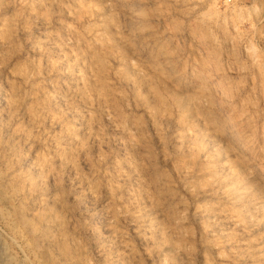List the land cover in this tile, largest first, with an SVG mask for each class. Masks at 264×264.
Segmentation results:
<instances>
[{
  "label": "rangeland",
  "instance_id": "374dc122",
  "mask_svg": "<svg viewBox=\"0 0 264 264\" xmlns=\"http://www.w3.org/2000/svg\"><path fill=\"white\" fill-rule=\"evenodd\" d=\"M262 171L264 0H0V264H264Z\"/></svg>",
  "mask_w": 264,
  "mask_h": 264
},
{
  "label": "built area",
  "instance_id": "2783aa9c",
  "mask_svg": "<svg viewBox=\"0 0 264 264\" xmlns=\"http://www.w3.org/2000/svg\"><path fill=\"white\" fill-rule=\"evenodd\" d=\"M237 1L238 0H222V3H223V5L228 6V5H231Z\"/></svg>",
  "mask_w": 264,
  "mask_h": 264
},
{
  "label": "bare ground",
  "instance_id": "6f19581e",
  "mask_svg": "<svg viewBox=\"0 0 264 264\" xmlns=\"http://www.w3.org/2000/svg\"><path fill=\"white\" fill-rule=\"evenodd\" d=\"M259 169V168H258ZM261 169V168H260ZM262 174H264V171H262Z\"/></svg>",
  "mask_w": 264,
  "mask_h": 264
}]
</instances>
